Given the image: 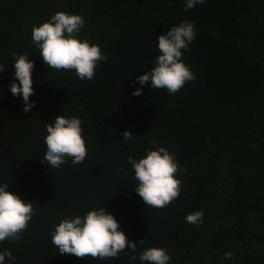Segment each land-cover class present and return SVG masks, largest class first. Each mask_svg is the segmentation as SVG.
<instances>
[{
    "label": "trees",
    "instance_id": "obj_1",
    "mask_svg": "<svg viewBox=\"0 0 264 264\" xmlns=\"http://www.w3.org/2000/svg\"><path fill=\"white\" fill-rule=\"evenodd\" d=\"M184 9L185 0H0V184L36 210L20 240L0 242V253L16 258L5 264H147L139 256L151 247L164 248L169 264H264V0ZM56 12L81 15L78 39L107 57L93 79L49 68L32 43L33 26ZM181 22L196 29L182 55L196 79L176 94L133 84L154 66L157 38ZM14 52L34 62L28 112L9 90ZM137 88L142 95H132ZM59 115L83 121L87 156L56 169L42 158L46 124ZM157 147L185 169L179 198L162 209L135 192L127 163ZM99 206L128 241L143 244L103 260L59 254L55 226ZM194 211L202 224L186 222Z\"/></svg>",
    "mask_w": 264,
    "mask_h": 264
},
{
    "label": "clouds",
    "instance_id": "obj_2",
    "mask_svg": "<svg viewBox=\"0 0 264 264\" xmlns=\"http://www.w3.org/2000/svg\"><path fill=\"white\" fill-rule=\"evenodd\" d=\"M205 0H185V11L203 4ZM85 20L81 15L56 12L50 20L39 26H33L32 43L40 49V56L45 64L56 70H74L81 80H91L96 73V67L107 59L100 47L90 44L87 40L78 39V34ZM196 38L194 22H181L160 35L157 40L159 55L150 71L136 77L133 84L145 85L150 82L152 89H166L169 94H176L188 81L196 79L195 73L182 60L183 52L190 51L189 44ZM15 57L13 82L9 90L14 97H22L23 111L28 112L35 106L30 101L34 94L32 87V71L34 62L27 54ZM0 65V73L4 72ZM19 81V83H16ZM132 95H142L137 88ZM2 98V97H0ZM83 121L77 117L59 115L55 121L46 124L47 135L44 138L46 152L42 162L49 167L59 169L71 159L72 164H81L87 156L86 143L83 138ZM125 141L133 140L131 132L122 133ZM127 163L131 165L135 179L134 188L146 206L162 209L179 198L182 182L176 177L183 173L175 154L164 147L146 150V155L139 159L129 156ZM122 171V169H118ZM8 184H0V242L20 240V234L25 231L32 217L36 214L33 202H24L14 193L6 191ZM204 213L194 211L187 214V223L199 225L203 223ZM119 224L110 213L101 206L88 211L83 217H66L61 220L51 233L52 243L61 255L71 254L84 260L118 258L125 249L134 253L137 244L143 240L130 242L125 234L118 230ZM232 253L226 252L224 258L232 259ZM8 260L15 261L12 252L5 250L0 253V264ZM141 262L147 264H169L171 257L164 248L151 247L143 250L139 256ZM136 260V256L130 257Z\"/></svg>",
    "mask_w": 264,
    "mask_h": 264
}]
</instances>
